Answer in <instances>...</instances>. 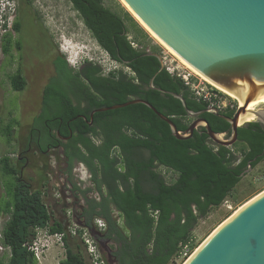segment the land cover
Masks as SVG:
<instances>
[{"label":"trees","instance_id":"1","mask_svg":"<svg viewBox=\"0 0 264 264\" xmlns=\"http://www.w3.org/2000/svg\"><path fill=\"white\" fill-rule=\"evenodd\" d=\"M71 2L100 46L132 71V75L122 71L104 74L101 64L89 61L85 70L74 75L65 57L57 55L53 61L57 74L65 75L76 87H87L91 99L88 107L65 103L58 95L57 77H53L45 90L43 110L35 119L36 125L44 127L41 144L53 142L51 147L63 148L68 172L76 160L85 163L101 194L99 200L86 198L74 216L76 223L92 230L95 220L102 219L106 224L102 232L111 242L112 256L119 264H169L182 255L187 258L197 248L193 232L199 220L227 200L250 161L254 168L264 159V128L257 121L240 126L237 143L243 148L236 153L230 146L216 144L200 130L187 139L176 138L169 124L143 103L97 111L90 125L92 110L137 97L170 117L178 130H187L183 117L187 112L181 100L149 87L153 76L156 87L182 94L191 111L208 105L193 99L183 81L162 68L161 60L151 54L155 51L132 45L126 23L128 13L123 16L113 11L103 0ZM14 29L20 30L18 21ZM24 83L21 74L12 75L14 90L22 91ZM79 114L87 119H76ZM224 114L230 116L232 112ZM204 116L217 133L230 128V123L220 116L210 112ZM46 118H51L47 126ZM9 135L12 139L10 131ZM136 149L146 150L149 157H144L142 163L137 161L133 156ZM0 161L2 171L16 179L10 198L0 205V211L8 215L2 229V242L10 249L7 264L37 263L27 245L36 238L37 228H48L51 234L64 233L66 257L61 264H92L77 242L79 239L85 248L83 228L73 235L62 221L51 223L52 214L41 188L24 185L16 177L18 166L8 156ZM159 166L176 172V180L168 182L158 171Z\"/></svg>","mask_w":264,"mask_h":264},{"label":"water","instance_id":"2","mask_svg":"<svg viewBox=\"0 0 264 264\" xmlns=\"http://www.w3.org/2000/svg\"><path fill=\"white\" fill-rule=\"evenodd\" d=\"M125 2L178 55L210 81L236 95L241 104L233 116L212 107L191 111L182 94L156 87L153 76L149 87L180 99L188 115L198 117L205 111L214 112L230 123L229 130L217 133L205 118H196L186 131H180L170 117L137 97L92 110V121L97 111L143 103L169 124L176 138L191 137L195 127L203 124L210 139L225 146L233 145L238 140V128L250 122H240L247 111L256 114L251 121L264 123V111L248 109V105L264 98V0ZM151 54L161 60L160 54ZM229 132L230 137L224 138ZM252 168L250 161L242 176ZM92 235L96 237L94 232ZM183 264H264V192L227 217Z\"/></svg>","mask_w":264,"mask_h":264},{"label":"rangeland","instance_id":"3","mask_svg":"<svg viewBox=\"0 0 264 264\" xmlns=\"http://www.w3.org/2000/svg\"><path fill=\"white\" fill-rule=\"evenodd\" d=\"M34 1L41 10L44 23L52 34L59 52L65 56L70 66L76 69L83 62L91 61L101 64L106 74L122 71L128 75H132V71L128 66L113 60L105 49L100 46L79 12L74 8L71 0ZM103 3L106 7L123 16L125 13L129 14L126 20L130 31L129 38L135 42L136 48L155 51L160 55L170 54L171 57L176 58L177 62H181L175 55L168 51L163 44L152 36L122 0H103ZM17 15L18 13L15 14L13 19L20 23L21 20L23 22L28 19L27 16H29V13L24 10L20 17ZM11 24L12 23L9 22L8 28L0 30V33L10 32L14 38L29 36L27 27L19 32L16 31L14 27H11ZM36 54L37 57L32 58L33 68L35 69L32 73V83L27 88L20 91L12 88V70L10 65H7L9 58L7 54L0 50V160L8 156L13 165H16L18 143H20L22 147L26 146L28 143L29 126L33 124L34 118L41 110L42 87L49 82L55 74L51 50L48 49L47 52L46 50H38ZM42 54L46 59L43 65H41V61L38 60L40 59L39 56H42ZM257 107L258 109H264V104L257 105L256 109ZM9 131L13 137L12 139H10ZM230 147L236 153H239L243 148L241 144L236 142ZM57 157H59L57 152L48 156H42L41 154H34L31 152L30 162L26 166L23 177L29 179L33 185L38 186L39 176L35 173L43 168L44 173L49 174L48 180L42 184L43 186H41V189L43 190V199L52 214V220L50 222L52 223L53 220H59L67 227L73 222H77L72 212L80 208L81 202L68 201L66 197L64 198L61 196L62 193L68 196V190L64 179L61 177L60 170H62V164ZM1 166L0 161V205L4 204L5 201L10 198L9 195L13 192L16 184L15 177L4 173ZM79 168L81 171L77 170L76 174H81L87 182V173L85 170H82V167ZM158 171L165 176L168 182L175 181L178 176L176 172L164 166H159ZM44 185L46 186L44 187ZM263 190L264 159L243 176L242 180L224 203L220 206H214L206 217L199 220L193 232L195 245L198 247L210 233L238 209L239 206L243 205ZM7 219L8 215L0 211V264H7L10 258V249L2 242V229ZM47 231V228H42L39 231L40 238L42 239L41 242L47 245L43 248L41 260L37 261L36 264H61V261L66 257L64 242L58 240L55 235H51V233ZM90 231L94 232L95 236L98 237L99 234L96 228ZM77 242L81 245L80 249L82 254L90 261L82 242L79 239H77ZM98 242L105 264H117L112 260L109 249L107 250L105 248L104 241L98 240ZM187 258H185V255H182L181 257L171 260L169 264H183Z\"/></svg>","mask_w":264,"mask_h":264},{"label":"flooded vegetation","instance_id":"4","mask_svg":"<svg viewBox=\"0 0 264 264\" xmlns=\"http://www.w3.org/2000/svg\"><path fill=\"white\" fill-rule=\"evenodd\" d=\"M24 10L29 13V16H27V20L20 21V31H22L25 27H27L28 32H29V36L25 37V36H21L20 38H14L12 36V34L10 32H3L0 33V50L3 51L5 54H7V57L9 58V62L7 63V65H10V68L12 70L11 75H17V74H21L24 78V89L27 88L29 85H31L32 83V73L33 71H35V69L33 68V62H32V58L33 57H37L36 53L38 50L40 51H44L46 50V52L48 51V49L51 50V53L53 55V61L56 58L57 55H60L62 57L63 54L61 52H59L58 47L53 39L52 34L49 32L48 27L45 25L44 20L42 18L41 15V10L39 9V7L36 5V2L34 0H18V5H17V13H18V17H20ZM18 20V19H17ZM88 27V26H87ZM89 29V28H88ZM90 30V29H89ZM91 34L94 37L93 32L90 30ZM33 38V39H31ZM95 38V37H94ZM15 49V50H14ZM6 57V58H7ZM40 59H38L39 61H41V65L44 64V62L46 61V59L42 56H39ZM89 61L83 62L78 68L73 70V74L75 75L76 73H79L83 70H85V65L88 63ZM55 68V66H54ZM104 74H106L104 72ZM108 74V73H107ZM53 77H57V81H56V87L58 89V95L63 99V101L65 103H69L73 106H81V107H88L91 104V99L88 97V88L87 87H76L72 84H70V82H68L67 78L65 77V75L60 74L58 75L57 72L55 71V74ZM52 77V78H53ZM50 82V81H49ZM49 82H47L43 87H42V96H41V110L39 112V114L34 118V122L33 124H31L29 127V136H28V143L26 144L25 147H22L20 143H18V151H17V156H16V165L19 168V171L16 175V177H20L23 180V184L24 185H29L31 184L32 186L38 188L41 186H43L42 184L44 182H46L48 180V175L47 173H44V169H40L37 173H35L36 175L39 176V181H38V186L33 185L29 179L23 177L24 171L26 169V166L29 164L30 162V155L31 152L34 154H41L42 156H48L51 154H55L57 152L58 156L57 158H59V161L62 164V170L61 171V177L64 179L65 181V185L67 186V192H68V196H65L64 193H62V197H66V199H68V201H78L81 202L80 208L83 206L84 202L86 201V198H95L97 200H99L101 198V194L99 193V190L96 186V184L93 182L92 180V172L90 171L89 167L80 161H75L74 162V166L71 170V172L67 171L68 168V163L65 160V156H64V150L61 146H54L51 147L53 142H46L45 146H43L41 143V139L43 137V128L42 126H38L36 125V121L35 119L40 115V113L43 110V101H44V95H45V90L49 84ZM240 106V104H238L236 107L234 108H230L227 110H219L217 109L220 113L224 114V113H228V112H232V114L230 116H233L235 114V112L237 111L238 107ZM209 107V106H208ZM215 108V107H212ZM206 109V108H205ZM204 110V109H202ZM256 110H262L264 111V109H256ZM201 111V110H200ZM92 112V111H91ZM209 111H205L204 113H202L200 116L198 117H192L188 114H186V116H183L185 121L188 124V127L191 123H193L196 118H205L208 123L210 124L209 120L204 116L205 113H207ZM212 115L214 116H218L216 115L214 112H210ZM91 114V113H90ZM226 115V114H225ZM80 119H87V116H85L84 114H79L78 117ZM58 121H61V123H63V119L60 117H56L55 118ZM49 120H51V118H46L44 119V123L45 126L48 125ZM93 123V121L90 119V125ZM262 124V127L264 128V123L260 122ZM211 126V124H210ZM195 130H200L201 133L206 132L205 131V126L203 124H198ZM229 130V128L225 131H222L220 133H225ZM186 131V130H185ZM194 134V133H193ZM230 132L228 134H226L224 137L229 138L230 137ZM17 139V138H16ZM62 140L64 142H66L68 139L66 137L62 138ZM239 142L238 140L236 141V143ZM45 147V148H44ZM135 159L139 162H143L144 157H149V154L146 150L143 149H136L134 152ZM56 160V158H55ZM79 167H82V170H85V172L88 175V180L87 182L84 180V178L81 176V174H76V171H81V169ZM137 167H140V165ZM74 184L77 186V188H74ZM46 185H44L45 187ZM88 188H92L90 190H87ZM42 190V189H41ZM105 190V189H104ZM43 193V190H42ZM77 211H73L72 215L73 217L76 215ZM98 224H96V220H95V224H94V228L97 229L98 231V237H95L96 240H102L104 241L105 244V248L108 250L109 252H111L112 255V248H111V242L108 241V238L104 237V234L102 232V230H104L106 228V224L103 227H97ZM99 243V242H98ZM109 243V244H108ZM109 245V247H108ZM112 258H114L112 256ZM115 260V258H114ZM115 262L117 264H119L116 260Z\"/></svg>","mask_w":264,"mask_h":264},{"label":"built area","instance_id":"5","mask_svg":"<svg viewBox=\"0 0 264 264\" xmlns=\"http://www.w3.org/2000/svg\"><path fill=\"white\" fill-rule=\"evenodd\" d=\"M18 0H0V30L7 29L9 22L11 27H14L15 19L13 17L17 13ZM136 48L134 41L131 42ZM164 68L173 76L181 79L185 87L189 90L190 96L198 102H203L209 107H215L219 110H227L236 107L239 101L231 98L225 94L220 88L213 83L203 79L200 75L193 72L185 64L177 62L176 58L170 54L160 55ZM96 224L101 228L105 226L102 219H96ZM69 232L73 235H78V229L83 228L81 238L84 241L86 253L88 254L92 264H105L99 243L92 235V232L87 227H80L77 223L73 222L68 226ZM42 228H37V236L31 243H27L28 248L34 253L37 261L41 260L43 248L45 243H42L39 231ZM48 230V228H47ZM49 232V230L47 231ZM50 233V232H49ZM58 240L63 242L64 233H55Z\"/></svg>","mask_w":264,"mask_h":264},{"label":"bare ground","instance_id":"6","mask_svg":"<svg viewBox=\"0 0 264 264\" xmlns=\"http://www.w3.org/2000/svg\"><path fill=\"white\" fill-rule=\"evenodd\" d=\"M122 2L127 6V8L134 14V16H136V18L142 23V25L152 34V36L154 38H156L161 44H163L168 51H170L173 55H175L183 64H185L188 68H190L193 72H195L196 74L200 75L203 79L213 83L212 81H210L208 78H206L203 74H201L198 70H196L191 64H189L184 58H182L180 55H178L170 46H168L157 34H155V32L153 30H151V28H149V26L132 10V8L125 2V0H122ZM214 85H216L215 83H213ZM218 88H220L225 94H227L228 96H230L231 98H236L238 101L239 99L237 98L236 95H234L233 93L229 92L228 90L224 89L221 86L216 85ZM239 103L241 104V102L239 101ZM259 104H264V98H259L257 99L252 105H248V109L250 110H256V106ZM258 109V107H257ZM256 119V114L254 112L251 111H247L243 116L240 117V122H245V121H251ZM264 192L261 191L260 193ZM260 193L256 194L254 197H252L251 199H249L247 202H249L250 200H252L253 198H255L256 196H258ZM247 202H245L244 204H246ZM243 204V205H244ZM243 205L239 206V208H241ZM236 209L232 214H234L235 212H237ZM231 214V215H232ZM221 224V223H220ZM219 224V225H220ZM218 225V226H219ZM217 226V227H218ZM216 227V228H217ZM215 228V229H216ZM214 229V230H215ZM213 230V231H214ZM212 231V232H213ZM211 232V233H212ZM210 233V234H211ZM198 249V247L196 248V250Z\"/></svg>","mask_w":264,"mask_h":264}]
</instances>
